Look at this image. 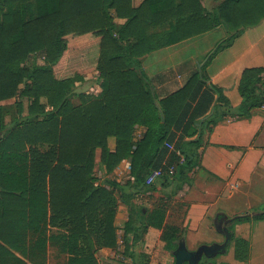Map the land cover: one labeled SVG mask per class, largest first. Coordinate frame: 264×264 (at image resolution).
<instances>
[{
	"label": "trees",
	"instance_id": "1",
	"mask_svg": "<svg viewBox=\"0 0 264 264\" xmlns=\"http://www.w3.org/2000/svg\"><path fill=\"white\" fill-rule=\"evenodd\" d=\"M133 1L0 0V264H26L16 252L32 259L45 251L51 227L67 231L70 264H97L92 245H117L118 197L128 207L124 253L133 258L140 232L160 228L165 214L155 209L145 224L144 208L124 187L153 189L147 175L167 164L175 172L161 177L163 186L174 182L180 190L191 182L204 128L264 105V66L243 70L236 108L205 70L262 21L264 0H219L210 10L201 0ZM217 27L226 36L205 61L182 87L157 96L142 57ZM91 72L100 91H73ZM137 125L145 131L135 141ZM124 159L133 179L119 184L112 175ZM253 218L264 220V209Z\"/></svg>",
	"mask_w": 264,
	"mask_h": 264
},
{
	"label": "crops",
	"instance_id": "2",
	"mask_svg": "<svg viewBox=\"0 0 264 264\" xmlns=\"http://www.w3.org/2000/svg\"><path fill=\"white\" fill-rule=\"evenodd\" d=\"M140 1L134 0L133 4L137 5ZM201 2L205 6L203 0ZM218 2L219 0H209L211 6L209 9L214 8ZM116 21L121 22L120 19ZM213 30L155 49L142 57V68L157 96H163L182 87L189 76L205 61L200 63L190 56L180 58L173 48L184 42L189 45L198 37L208 35ZM256 33L257 38L252 39ZM263 37L264 18L259 24L246 28L229 47L217 52L207 63L205 70L209 77L208 82L222 88L232 108H236L242 101L238 85L243 70L247 67L264 66V63H260L264 55ZM256 41L261 46L259 52L255 53L250 49ZM98 88L100 89L99 84ZM262 90L264 95V86ZM144 131L145 127L137 125L133 139L139 140ZM109 146L111 149L114 147L112 139ZM197 151L198 162L189 174L191 182L183 184L182 188L176 191L177 196L183 194L187 196L189 201L186 211L189 217L205 219L217 214L233 219L246 209L263 207L264 105L251 108L247 116L228 115L215 124L207 125L202 133V144ZM121 169L128 171L129 175V159H124L113 174H117ZM196 213L199 214L195 216ZM127 218V204L118 197L114 219L117 227V245L113 248L92 245L95 247L97 264H119L123 260L121 258L124 257V245L120 228ZM47 235L49 239L45 251H37L32 259L23 257L18 252L16 254L23 258L26 264H70L69 258L73 255L67 231L51 227ZM250 235V252L254 251L255 246L261 249L263 238L255 236L251 231ZM263 262L259 256L254 257L251 253L249 258L240 264Z\"/></svg>",
	"mask_w": 264,
	"mask_h": 264
},
{
	"label": "rangeland",
	"instance_id": "3",
	"mask_svg": "<svg viewBox=\"0 0 264 264\" xmlns=\"http://www.w3.org/2000/svg\"><path fill=\"white\" fill-rule=\"evenodd\" d=\"M205 8H211L209 0H203ZM210 10V9H209ZM258 33L254 34L252 39L257 38ZM203 36V37H202ZM196 41L187 45L186 42L181 43L173 48L179 54L180 58L193 57L196 61L202 63L208 54L214 49L216 43L226 36L224 27H217L208 35H202ZM263 36V33L261 34ZM264 41V37H263ZM261 44L256 41L250 51L259 52ZM183 49H180V48ZM264 54V52L262 53ZM34 56L30 57L26 63L31 64ZM263 59V60H262ZM39 62V59L37 60ZM260 63H264V55ZM99 80L96 72L88 74L85 81H75L73 91L87 92L89 94H97ZM9 99L4 102H12ZM98 155V152H97ZM126 169V168H125ZM97 184H102L104 178L97 170ZM118 183H125L130 180V172L125 170L119 171L112 175ZM122 181V182H120ZM164 180L159 178L155 180V187L153 189H131L130 186L124 187V190L129 194L128 198L136 206L144 208V223L148 222L150 213L155 210H163L164 221L160 228H155L147 225L146 231L140 232V239L132 248L134 250V257L130 258L124 253V257L119 264H173L174 254L180 242H183L185 247L189 250H196L201 245L211 246L213 244L225 245L224 251H215L213 253L202 252L199 259V264H240L246 261L250 254L259 256L260 260L264 261V220H257L253 215L264 209L263 207L246 209L244 212L238 213L237 217L229 219L223 215H213L209 218H191L189 217L187 208V196L185 194L177 196V192L173 191L174 182L167 186H163ZM116 196L120 194V189L116 188ZM179 195V193H178ZM199 214V213H198ZM196 213L195 216L198 215ZM248 216V220L240 219L242 216ZM237 218V219H236ZM239 218V219H238ZM124 224L121 225V236L124 233ZM250 231L257 237L263 238V247L259 249L254 247V251L250 252L249 243L251 240ZM129 237L131 234L128 235ZM171 236H177L176 239L171 240ZM245 242L244 246L242 242ZM245 255V260L238 257ZM125 260V261H124ZM188 264V263H187ZM264 264V262H263Z\"/></svg>",
	"mask_w": 264,
	"mask_h": 264
},
{
	"label": "water",
	"instance_id": "4",
	"mask_svg": "<svg viewBox=\"0 0 264 264\" xmlns=\"http://www.w3.org/2000/svg\"><path fill=\"white\" fill-rule=\"evenodd\" d=\"M225 245L213 244L211 246L201 245L196 250H189L185 247L183 242H180L174 254V263L173 264H199V259L202 255V252H215V251H224Z\"/></svg>",
	"mask_w": 264,
	"mask_h": 264
},
{
	"label": "built area",
	"instance_id": "5",
	"mask_svg": "<svg viewBox=\"0 0 264 264\" xmlns=\"http://www.w3.org/2000/svg\"><path fill=\"white\" fill-rule=\"evenodd\" d=\"M167 147L169 149H173V145L170 143H167ZM182 160V159H181ZM180 160V161H181ZM175 172L174 165H167L164 164L158 168L153 169L146 177L145 183L146 184H151L155 182V180L161 178L163 175L167 174L169 176H172Z\"/></svg>",
	"mask_w": 264,
	"mask_h": 264
},
{
	"label": "flooded vegetation",
	"instance_id": "6",
	"mask_svg": "<svg viewBox=\"0 0 264 264\" xmlns=\"http://www.w3.org/2000/svg\"><path fill=\"white\" fill-rule=\"evenodd\" d=\"M185 263H187V262H185ZM185 263H184V264H185Z\"/></svg>",
	"mask_w": 264,
	"mask_h": 264
},
{
	"label": "bare ground",
	"instance_id": "7",
	"mask_svg": "<svg viewBox=\"0 0 264 264\" xmlns=\"http://www.w3.org/2000/svg\"><path fill=\"white\" fill-rule=\"evenodd\" d=\"M133 249V248H132Z\"/></svg>",
	"mask_w": 264,
	"mask_h": 264
}]
</instances>
